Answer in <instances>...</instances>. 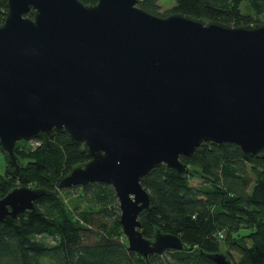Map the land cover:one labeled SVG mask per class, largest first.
<instances>
[{"label":"water","instance_id":"water-1","mask_svg":"<svg viewBox=\"0 0 264 264\" xmlns=\"http://www.w3.org/2000/svg\"><path fill=\"white\" fill-rule=\"evenodd\" d=\"M0 23V148L21 174L16 140L64 131L87 158L57 188L109 184L127 250L147 259L181 250V237L141 230L151 208L140 179L205 140L264 154V20L239 25L189 13H152L138 0H6ZM32 10V14L29 11ZM45 193L18 185L0 197V221ZM232 264L224 252L205 253Z\"/></svg>","mask_w":264,"mask_h":264},{"label":"trees","instance_id":"trees-1","mask_svg":"<svg viewBox=\"0 0 264 264\" xmlns=\"http://www.w3.org/2000/svg\"><path fill=\"white\" fill-rule=\"evenodd\" d=\"M172 1L165 12L159 11V0L138 4L156 14L183 12L233 25L260 21L264 13V0ZM6 10V0H0V23ZM35 139V145L15 141L20 176H10L7 168L0 174V197L22 184L45 191L31 209L0 221V264H215L205 253L223 252L222 240L228 243L224 253L232 264H264V154L246 152L229 141L205 140L191 154L180 155L188 167L184 178L163 164L150 169L140 179L151 200V208L139 215L143 235L152 238L159 227L180 236L184 248L166 250L168 258L150 254L145 259L125 247L117 196L109 184L57 188L62 177L86 160L81 145L57 130ZM192 177L201 184L191 185ZM72 189H79L76 200L84 201L85 210L72 211L59 194ZM241 229L244 234H238ZM232 250L238 252L237 260Z\"/></svg>","mask_w":264,"mask_h":264},{"label":"rangeland","instance_id":"rangeland-1","mask_svg":"<svg viewBox=\"0 0 264 264\" xmlns=\"http://www.w3.org/2000/svg\"><path fill=\"white\" fill-rule=\"evenodd\" d=\"M172 3H173L172 0H159V11L160 12L167 11L169 9V7L172 5ZM241 9H242V11L245 10L243 2L241 3ZM260 19L264 20V13L260 15ZM22 141H24V139H19V140H17V143H22ZM5 169H6V165H5V161H4V153L0 149V174L1 175L5 173ZM189 183L191 185H194V186H199L201 184V180L196 178V177H192L189 179ZM68 192L69 193L67 195L64 190L61 192L59 191V194L61 195L62 198H64L65 203L67 204L68 208H70L72 211H75V212L85 210L86 204L84 203V201L78 202V200H76L77 199L76 196L79 192V189H72ZM119 213H120V211H119ZM244 233H245L244 229H241L238 232V234H244ZM235 235H236V233L234 234V236ZM227 248H228L227 241L222 240L221 241V251L225 252ZM163 254L166 258H168V255H166L165 253H163ZM231 254H232V257L234 258V260L238 259V252L237 251L232 250Z\"/></svg>","mask_w":264,"mask_h":264},{"label":"built area","instance_id":"built-area-1","mask_svg":"<svg viewBox=\"0 0 264 264\" xmlns=\"http://www.w3.org/2000/svg\"><path fill=\"white\" fill-rule=\"evenodd\" d=\"M28 141H29L30 144H32V145H35V144L38 143V140H36L35 138L30 139V140H28ZM216 236H217L218 238L222 239V238H223V233H222V232H217V233H216Z\"/></svg>","mask_w":264,"mask_h":264}]
</instances>
